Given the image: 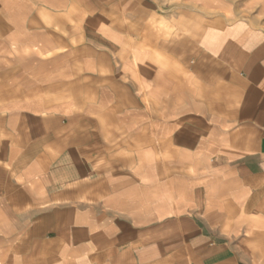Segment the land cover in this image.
<instances>
[{
	"label": "crops",
	"instance_id": "0c3cea01",
	"mask_svg": "<svg viewBox=\"0 0 264 264\" xmlns=\"http://www.w3.org/2000/svg\"><path fill=\"white\" fill-rule=\"evenodd\" d=\"M0 264H264V0H0Z\"/></svg>",
	"mask_w": 264,
	"mask_h": 264
}]
</instances>
